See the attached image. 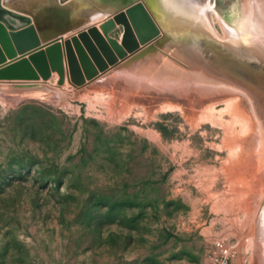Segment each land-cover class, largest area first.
Returning <instances> with one entry per match:
<instances>
[{
    "label": "rangeland",
    "instance_id": "rangeland-1",
    "mask_svg": "<svg viewBox=\"0 0 264 264\" xmlns=\"http://www.w3.org/2000/svg\"><path fill=\"white\" fill-rule=\"evenodd\" d=\"M253 2L160 4L252 46ZM57 22L63 40L88 26ZM172 44L78 88L0 84V264H209L215 240L264 264V103Z\"/></svg>",
    "mask_w": 264,
    "mask_h": 264
},
{
    "label": "water",
    "instance_id": "water-1",
    "mask_svg": "<svg viewBox=\"0 0 264 264\" xmlns=\"http://www.w3.org/2000/svg\"><path fill=\"white\" fill-rule=\"evenodd\" d=\"M66 1L58 0L61 4ZM0 10L6 12L0 19V84H37L55 74L56 85L61 86L65 74L67 84L78 88L96 82L113 70L131 68L160 53L173 41L159 32L141 0L103 21L99 31L89 26L65 40L61 36L63 31L59 30L62 24L51 25L48 16L42 17L49 21L43 25L37 24L38 18L31 20L1 5ZM116 29L120 30L117 39L109 36ZM208 71L219 80L239 87L243 93L255 94L264 103V90L251 78L245 82L240 75Z\"/></svg>",
    "mask_w": 264,
    "mask_h": 264
},
{
    "label": "bare ground",
    "instance_id": "bare-ground-1",
    "mask_svg": "<svg viewBox=\"0 0 264 264\" xmlns=\"http://www.w3.org/2000/svg\"><path fill=\"white\" fill-rule=\"evenodd\" d=\"M136 1L137 0H68L61 4L58 0H0V5L1 7L4 6V9L7 8V6H11L14 7L17 12L26 11L31 15H38L39 18L48 16L50 20L60 22L63 21L64 18L66 19L69 17L73 19L80 16L82 22L84 24L88 23L87 27H89L96 22L95 18H97V16L101 19H109L117 12L116 10H122ZM141 1L145 3L159 32L171 37L173 40L172 46L176 47V49L182 48V53L186 58L197 55L204 59V62L208 66L210 65L215 72L220 74L244 76L246 74L245 72L250 70L254 71L255 77H264V50L261 45L264 39V0H253L256 16L254 31L256 39L252 46L233 45L231 42L232 35L227 32L224 39L216 38L214 36L215 33L213 34L214 29L210 27L211 25L208 28L205 27L210 24L208 21V11L198 20L199 22L197 24L193 25L195 17L184 14L178 7H173L178 15L172 17L170 14V5H161V0ZM79 3L87 7L79 10ZM113 9L116 10L114 11ZM19 12L17 14H19ZM50 78L51 75L49 79Z\"/></svg>",
    "mask_w": 264,
    "mask_h": 264
},
{
    "label": "built area",
    "instance_id": "built-area-1",
    "mask_svg": "<svg viewBox=\"0 0 264 264\" xmlns=\"http://www.w3.org/2000/svg\"><path fill=\"white\" fill-rule=\"evenodd\" d=\"M234 247L224 240L213 241L208 252L209 264H228L229 259L233 255Z\"/></svg>",
    "mask_w": 264,
    "mask_h": 264
},
{
    "label": "trees",
    "instance_id": "trees-1",
    "mask_svg": "<svg viewBox=\"0 0 264 264\" xmlns=\"http://www.w3.org/2000/svg\"><path fill=\"white\" fill-rule=\"evenodd\" d=\"M4 14H6V12H5V11H2V10H0V19H1V16H2V15H4ZM21 21H23V19H21Z\"/></svg>",
    "mask_w": 264,
    "mask_h": 264
},
{
    "label": "flooded vegetation",
    "instance_id": "flooded-vegetation-1",
    "mask_svg": "<svg viewBox=\"0 0 264 264\" xmlns=\"http://www.w3.org/2000/svg\"><path fill=\"white\" fill-rule=\"evenodd\" d=\"M253 8H254V6H253ZM3 17V15L1 16V18Z\"/></svg>",
    "mask_w": 264,
    "mask_h": 264
}]
</instances>
